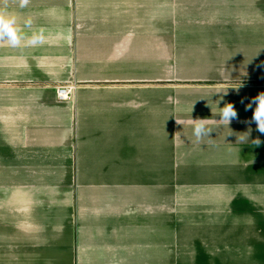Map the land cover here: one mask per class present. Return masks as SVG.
Returning a JSON list of instances; mask_svg holds the SVG:
<instances>
[{"label":"crops","instance_id":"0c3cea01","mask_svg":"<svg viewBox=\"0 0 264 264\" xmlns=\"http://www.w3.org/2000/svg\"><path fill=\"white\" fill-rule=\"evenodd\" d=\"M12 7L48 42L0 45V264H195L194 247L225 240L252 252L216 198L264 182V134L246 110L264 92V0ZM198 118L213 129L199 143Z\"/></svg>","mask_w":264,"mask_h":264},{"label":"rangeland","instance_id":"374dc122","mask_svg":"<svg viewBox=\"0 0 264 264\" xmlns=\"http://www.w3.org/2000/svg\"><path fill=\"white\" fill-rule=\"evenodd\" d=\"M164 184L175 185L174 204L184 198V195H181V187L178 183H161V186ZM220 190L217 191L216 205H220L225 212L229 211L228 216L231 218L226 223L224 222V225L238 223L240 228L247 227L254 237L253 242L256 241V243L244 248H251L252 252H250V249L233 250L230 248L231 243L228 240H225L222 243L223 246L220 245L217 251H209L198 245L194 247V263L214 264L216 262L217 264H226V261L228 262L232 258L230 255L236 253L244 261L251 258L254 264H264V182L228 183ZM176 226L177 224L174 229H176ZM260 240L263 242H259ZM216 255H224V257L218 260L214 257Z\"/></svg>","mask_w":264,"mask_h":264},{"label":"clouds","instance_id":"9594fccd","mask_svg":"<svg viewBox=\"0 0 264 264\" xmlns=\"http://www.w3.org/2000/svg\"><path fill=\"white\" fill-rule=\"evenodd\" d=\"M31 0H0V45L6 44L8 47L27 48V47H39L48 42V37L45 35L46 29L40 27L39 29L32 30L29 35L24 31L25 28L32 29L33 21L31 17L23 20L21 25L19 15L12 5H18L19 9H25L29 6ZM225 94L227 93L224 92ZM252 104L256 107L253 111L252 122L257 126V131L264 134V92L259 93L247 106V109L252 108ZM220 122L227 125L237 118V111L232 103H226L223 108H220ZM193 121V135L195 141L199 143L203 138L209 137V134L213 131L209 127V119H196ZM181 124L180 121H177ZM247 134V133H246ZM230 135V134H229ZM248 139L246 136H238L239 141ZM253 145L259 147L262 141L259 138L251 141Z\"/></svg>","mask_w":264,"mask_h":264},{"label":"built area","instance_id":"2783aa9c","mask_svg":"<svg viewBox=\"0 0 264 264\" xmlns=\"http://www.w3.org/2000/svg\"><path fill=\"white\" fill-rule=\"evenodd\" d=\"M57 98L59 101H68L72 98L73 87H60L57 90Z\"/></svg>","mask_w":264,"mask_h":264}]
</instances>
